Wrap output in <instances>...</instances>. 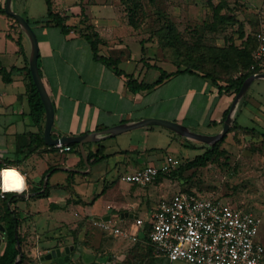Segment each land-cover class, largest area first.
<instances>
[{"label":"crops","instance_id":"0c3cea01","mask_svg":"<svg viewBox=\"0 0 264 264\" xmlns=\"http://www.w3.org/2000/svg\"><path fill=\"white\" fill-rule=\"evenodd\" d=\"M31 1L12 0V8L26 20L33 18L30 25L38 40V69L54 110L51 136L97 132V140L83 143L85 157L99 148L106 157L99 161L91 159L88 168L75 143H68L75 146L70 151L59 153L44 140L39 146L33 141L39 134L43 137L45 116L39 126L30 115L26 93L29 41L19 25L0 12V67L11 70L10 81L5 82L0 76V168L16 169L23 178L24 191L17 193L20 198L9 205L22 218L19 233L29 231V237L37 243L43 237L47 240L30 248L29 255L42 253L36 264H193L170 262L155 256L146 241L133 242L89 224L90 219L108 217L117 226L127 227L137 216L146 219L141 212L148 217L158 201H151L144 194L142 188L149 185L122 182L119 176L145 165L161 168L173 160L180 162L179 159L186 158L184 154L189 147L184 144L189 139L159 125H143L109 136L99 132L123 123L156 118L180 123L197 133L214 135L222 130L235 96L219 91L217 84L224 85L223 82L214 84L196 71L177 72L176 65L166 70L162 66L167 65L164 60L157 61L156 68L148 58L150 54L142 49L132 50L127 42L133 37L129 28L132 26L119 0H73L64 6L53 0L54 12L66 18V32L46 18V4L43 13L36 15ZM247 6L251 14L247 20L264 22V1L259 6L257 0H247ZM0 8L5 9V0H0ZM38 20L41 22H35ZM87 25L101 39L98 55L116 60L120 73L94 58L84 36ZM149 67L171 74L149 89L131 90L128 77L138 83H153L159 78L160 72L152 76L154 79H148ZM259 79L252 80L238 101L233 120L245 127L249 126L241 119L250 120L255 123L252 127L264 132V102L253 90L249 91ZM183 80L190 86L187 97L168 106L172 96L165 93V88ZM158 90L160 95L153 97L152 93ZM18 148H21L19 152ZM49 167L56 170L43 178ZM42 179L48 184V194L36 197L30 189L38 187ZM0 204L2 214L1 199ZM77 222L82 224L77 228L78 244H75L68 240L67 232H72ZM29 241V238L24 240V251ZM55 246H72V249L65 253L69 256L41 258Z\"/></svg>","mask_w":264,"mask_h":264},{"label":"rangeland","instance_id":"374dc122","mask_svg":"<svg viewBox=\"0 0 264 264\" xmlns=\"http://www.w3.org/2000/svg\"><path fill=\"white\" fill-rule=\"evenodd\" d=\"M32 1L33 12L36 15L43 13L44 0ZM55 1L59 6H64L73 0ZM263 1L257 0L259 6ZM121 5L124 16L132 22V28L130 26L129 28L133 32L131 39L133 41L130 38L127 40L130 48L139 51L143 46L145 54H150L148 58L154 65L159 60L167 62V65H162L166 70L171 69L172 65L184 67L195 63L215 73H224L225 61L216 62L214 56L226 53L230 43L240 46L248 34L256 37L257 32L264 27V22L247 20L251 16L247 0H122ZM27 19L33 25V18ZM159 72L149 67L148 79H154ZM188 85L189 83L183 80L176 86L169 85L165 88V93L172 96L168 106L187 97L190 87ZM252 90L256 97L262 98L264 102V80L255 81L249 89ZM159 93L160 90L153 92L152 96H159ZM241 120L249 127L237 123L239 129L225 134L220 143V149L224 152L215 162L185 171L183 175L162 176L159 180L147 184L149 186L142 190L151 201H159L179 190L187 189L200 196L217 198L251 212L261 220L257 239L264 247V132L252 127L255 123L250 120ZM243 128H253V131L246 132ZM187 141L195 146L187 148L184 154L186 158L179 159L180 162L171 170L177 168L182 161L192 159L209 147L207 143L199 140ZM175 155L181 157L179 152H175ZM97 186L99 191L101 184ZM39 204L42 205V202ZM140 215L147 218L144 212ZM81 224L82 222H77L71 228L73 231L67 232L68 240L75 244H78L77 228ZM89 224L100 228L91 219ZM20 235L22 238L20 248L25 254L21 264H36L42 253H36L35 250L36 254L31 256L30 248L46 243V238L43 237V240H38L37 243L35 238L29 237V231ZM28 238L30 241L27 243V251H24L23 242ZM4 243L3 238L0 242V252Z\"/></svg>","mask_w":264,"mask_h":264},{"label":"built area","instance_id":"2783aa9c","mask_svg":"<svg viewBox=\"0 0 264 264\" xmlns=\"http://www.w3.org/2000/svg\"><path fill=\"white\" fill-rule=\"evenodd\" d=\"M256 46L251 52L252 74H264V27L256 34ZM53 147L59 152L71 150L70 145L58 142ZM175 160L161 168L145 165L119 179L130 184L152 183L160 173L176 167ZM0 168V199L21 189L7 188ZM102 230L133 242L143 240L152 246L155 256L170 262L193 264H263L264 247L257 239L261 220L255 214L217 198L201 197L179 190L160 199L146 219L135 217L121 227L108 220H93Z\"/></svg>","mask_w":264,"mask_h":264},{"label":"trees","instance_id":"16d2710c","mask_svg":"<svg viewBox=\"0 0 264 264\" xmlns=\"http://www.w3.org/2000/svg\"><path fill=\"white\" fill-rule=\"evenodd\" d=\"M119 1L120 3L122 2V0ZM44 2L46 4V18H48L49 21H51L56 26H58L62 32H66L68 30L67 29L68 26H66L64 23L66 18L60 16L57 12H54L53 0H44ZM0 12L6 13L4 8H0ZM8 16L15 21L13 17H11L10 15ZM127 20L128 23L132 26V22L129 21V19ZM35 22H41V20ZM15 23L17 24L16 21ZM28 23L30 24L29 21ZM86 31L87 33L84 34V36L90 45L94 58L107 64L108 66H112L117 73H120V70L117 68L116 60L112 59L111 57H104L98 55L97 53L98 44L101 41L98 32H96L95 29L90 25L86 26ZM16 42L19 46L20 51H22V45L20 40L17 39ZM255 46H256L255 36H251V34H248L246 38L241 42L240 46L230 43V45L226 49V53H222L214 56V60L216 62L225 61L224 68L226 70L224 71V73L221 74L219 72L215 73L212 70L204 69L203 67H200V65L195 63H191L189 65L184 66L182 70L179 69L180 66H177L176 71L177 72L196 71L201 73L202 76L209 78L214 84H217L218 82H223L224 85L217 84L219 91H223L224 93H229L235 96L236 93L239 91L244 80L252 74V72L249 70V66L252 62L251 52L255 48ZM141 49L143 50V46L141 47ZM153 66L158 68L156 65ZM170 74L171 73L161 71L159 78L153 83H142V82L138 83L135 79L128 77L127 83L129 88L133 91L149 89L154 85H156L157 83H159L160 81H162V79H164L165 77H168ZM0 76L5 82L10 81L11 70L7 71L5 68L0 67ZM26 93H27L30 115L34 123L40 126V122L43 120L45 116V112L40 95L36 89L35 84L33 83L29 71V67H27L26 69ZM227 112H225V116ZM237 128H238L237 122L234 119L228 132ZM243 129L246 132L253 131V128L250 129L243 128ZM224 138L225 135L221 140L216 142L214 145L207 147L201 154L196 155L192 159L182 161L179 164V166L174 170H170L167 173H160L154 181L159 180L162 176L183 175L185 171L196 169L199 167H204L210 162L211 163L215 162L216 159L219 157V155H221L224 152L223 150L220 149V143L223 141ZM33 141H37L38 143L37 146L42 145L43 137L39 134L36 136V138L33 139ZM69 145L71 149L72 147H75L74 144H69ZM184 146L189 148L194 147V145L189 143L188 141L186 144H184ZM20 149L21 148H18V152L20 151ZM75 151L78 152L77 149ZM105 157L106 155L103 154L101 148H99L95 153L89 152L86 154L88 163H91L90 162L91 159H93V161H99ZM55 170H56L55 168L49 167L46 170L45 174L43 175V178L45 177L46 174L52 173ZM42 183H43V179L41 180L40 185L38 187L30 189V191L34 193V196L36 197L47 196L48 184H46L44 189L42 190L43 188ZM183 191L194 193L200 196L199 194L189 191L187 189H183ZM17 198H20V196H18L17 194L13 195L12 193H9L7 197L2 200L4 211L2 214H0V224H2L3 227L5 228V232H4L5 243L3 249L0 252V264H21L25 259V254L20 248L22 243V238L19 233V226L22 218L20 217L18 210L16 209L11 210L9 207V205L12 202H14ZM65 256H69V254H65Z\"/></svg>","mask_w":264,"mask_h":264},{"label":"water","instance_id":"95a60500","mask_svg":"<svg viewBox=\"0 0 264 264\" xmlns=\"http://www.w3.org/2000/svg\"><path fill=\"white\" fill-rule=\"evenodd\" d=\"M5 12L6 14L10 15L15 19L21 30L24 32L26 37L28 38L29 45H30V51H29V56H28V67L29 71L33 80V83L36 86V89L40 95L41 101L43 103L44 107V112H45V125L43 128V140L45 144L47 145H55L58 142L62 144H68L70 142L75 143L78 145L80 152L82 154V157L84 161L87 163L88 168L90 167L88 164V161L85 157L84 154V149H83V143L88 142V141H95L97 140V132L93 133H87L79 136H61L59 138H52L51 136V127H52V122H53V115H54V110H53V104L50 100V97L46 91V88L44 86V83L41 79L39 69H38V40L37 36L31 27V25L28 23V21L20 14L16 13L14 9L12 8V0H5ZM262 78L264 79V74H251L249 77H247L244 82L242 83L239 91L236 93L232 104L230 106L229 112L224 120L222 130L218 132L217 134L214 135H205L201 133L194 132L192 130H189L186 126L176 123L173 121L169 120H164V119H156V118H145L133 123H123L119 124L117 126H113L111 128L105 129L99 133L100 135H115L120 132H123L128 129L136 128L139 126L143 125H159L163 126L165 128H168L172 130L173 132L183 136L184 138H187L189 140H199L201 142L207 143L210 146L214 145L216 142L221 140L224 135L228 132L230 125L233 120V113L236 108V105L238 101L241 99V97L244 95L245 91L247 90L249 84L252 82L254 79H259ZM9 171H14L17 172L13 168H7L3 171L4 174V179L5 175ZM46 180L43 181V185H45ZM25 195V194H23ZM29 195V194H28ZM107 220L108 217L106 218H95V220ZM5 231V228L0 225V242H1V233L3 234ZM19 248V247H18ZM72 249V246H66V247H58L51 249L48 253H46L44 256H42V259H49L51 257H56L60 255H64L65 253H68L69 250Z\"/></svg>","mask_w":264,"mask_h":264},{"label":"bare ground","instance_id":"6f19581e","mask_svg":"<svg viewBox=\"0 0 264 264\" xmlns=\"http://www.w3.org/2000/svg\"><path fill=\"white\" fill-rule=\"evenodd\" d=\"M4 184L7 188L13 189H21L24 185L22 176H20L18 172L14 171H9L6 173Z\"/></svg>","mask_w":264,"mask_h":264}]
</instances>
